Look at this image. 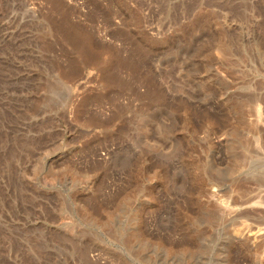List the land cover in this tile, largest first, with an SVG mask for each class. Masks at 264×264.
Returning <instances> with one entry per match:
<instances>
[{
  "label": "rangeland",
  "instance_id": "rangeland-1",
  "mask_svg": "<svg viewBox=\"0 0 264 264\" xmlns=\"http://www.w3.org/2000/svg\"><path fill=\"white\" fill-rule=\"evenodd\" d=\"M0 264H264V0H0Z\"/></svg>",
  "mask_w": 264,
  "mask_h": 264
},
{
  "label": "bare ground",
  "instance_id": "bare-ground-1",
  "mask_svg": "<svg viewBox=\"0 0 264 264\" xmlns=\"http://www.w3.org/2000/svg\"><path fill=\"white\" fill-rule=\"evenodd\" d=\"M71 29V28H70ZM86 32V31H85ZM65 33V32H64ZM68 33V32H67ZM74 34H75V32H73ZM86 37V38H85ZM88 36L86 35V36H84L83 37V40H84V38H85V40L86 39H88L89 41L90 40H92L91 38H87ZM89 37H91V36H89ZM77 39V38H76ZM80 40H82V39H80ZM80 40L79 41H77V45L79 46V48L81 49V51L82 50H84V52L85 53H87L86 55H87V58L88 59H90V61H93L94 59H95V56L93 55V53L91 52L92 50H91V48L89 47V50L88 49H86L87 47H86V45L85 44H83V41H81L80 42ZM72 41V40H71ZM86 43H89V42H86ZM91 43V42H90ZM91 46V45H90ZM80 52V51H79ZM83 53V52H82Z\"/></svg>",
  "mask_w": 264,
  "mask_h": 264
}]
</instances>
